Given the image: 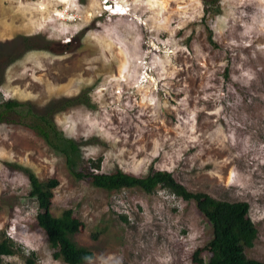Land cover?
<instances>
[{"label":"rangeland","instance_id":"1","mask_svg":"<svg viewBox=\"0 0 264 264\" xmlns=\"http://www.w3.org/2000/svg\"><path fill=\"white\" fill-rule=\"evenodd\" d=\"M218 1L205 13L201 0H0V101L42 113L79 96L53 114L80 144L79 169L100 158L105 173L167 170L191 192L247 202L257 236L243 254L264 262V0ZM26 171L58 181L49 214L72 209L81 221L71 239L93 253L82 264L208 257L211 226L192 200L160 186L95 187L10 116L0 121V238L18 250L1 264H24L29 251L65 264L38 225Z\"/></svg>","mask_w":264,"mask_h":264},{"label":"trees","instance_id":"2","mask_svg":"<svg viewBox=\"0 0 264 264\" xmlns=\"http://www.w3.org/2000/svg\"><path fill=\"white\" fill-rule=\"evenodd\" d=\"M201 1L205 13L218 12V0ZM209 41L214 44L210 34ZM78 100L79 96L63 98L59 101L61 104L57 109L56 102L52 101L42 113L32 111L28 102L1 100L0 121H8L10 116H17V122L41 138L49 148L65 156V166L71 175L84 178L95 187L107 191L138 187L144 192L151 193L160 186L183 200H192L211 226V238L207 244L208 257L203 261L196 259L197 264H264L263 261L248 259L243 254V250L251 247L257 236L256 228L249 216L247 202L219 200L204 192H191L167 170H151L144 176L119 169L105 173L99 171L100 158L80 163L79 169L80 165L75 164L72 154L76 155L80 144L72 138L65 137L53 121V114L58 109L75 105ZM26 174L30 186L29 196L35 199L38 207V225L43 229L49 246L54 250L53 257L61 259L65 264H82L92 258L91 250L78 246L71 239V235L82 225L74 216L72 209H65L58 216L49 214L53 189L58 181L55 178L42 181L29 171H26ZM41 212L44 217L40 216ZM17 250L14 242L3 235L0 238V264L3 256L12 255ZM197 253L198 250L194 251L193 259ZM24 264H38L33 251L24 256Z\"/></svg>","mask_w":264,"mask_h":264},{"label":"bare ground","instance_id":"3","mask_svg":"<svg viewBox=\"0 0 264 264\" xmlns=\"http://www.w3.org/2000/svg\"><path fill=\"white\" fill-rule=\"evenodd\" d=\"M109 5V4H108ZM117 6H118V4H117ZM111 7H112V5H111ZM118 9L120 10V7L118 6ZM117 9V10H118ZM114 11V10H113ZM113 11H111V12H113ZM119 12V11H118ZM120 12H121V10H120ZM123 13V12H122ZM122 13H120V14H122ZM114 14H116V13H114Z\"/></svg>","mask_w":264,"mask_h":264}]
</instances>
